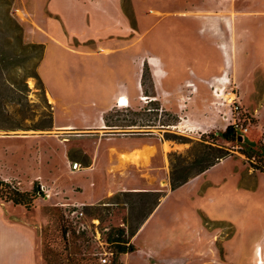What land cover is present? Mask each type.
<instances>
[{
	"label": "rangeland",
	"instance_id": "rangeland-1",
	"mask_svg": "<svg viewBox=\"0 0 264 264\" xmlns=\"http://www.w3.org/2000/svg\"><path fill=\"white\" fill-rule=\"evenodd\" d=\"M124 1L134 6V13L130 6L128 10L131 20L121 21L133 30L136 26L141 36L143 86L149 94L143 97L151 100L140 99L138 109L119 102L104 116L105 128L70 132L56 129L44 83L26 77L24 68L32 70L38 60L29 46L46 43L49 34L66 35L78 44L80 37L115 20L107 15L89 25L86 0H70L73 10L67 14L75 34L51 16L49 0H0V179L19 180V190L31 195L29 204H16L0 186V201L11 202L8 213L36 226L44 264H103L101 253L111 250L107 231L123 227L129 235L142 219L140 208L132 205L139 196L113 199L127 187L167 194L154 220L132 237L136 250L144 251L148 239L163 236L170 239L169 258L187 257L186 264L197 257L205 264H264L259 263L261 253L264 257V171L251 164L259 162L256 149L264 143V0L253 7L240 34L234 29L221 33L217 20L183 13L197 11L203 0ZM240 1L218 0L233 12L242 7ZM222 43L232 48V65L229 59L225 64ZM226 67H231L228 79L210 88L206 81L222 76ZM152 77L160 81L158 87L184 85L185 98L153 99ZM191 82L199 91L187 87ZM230 92L236 94L240 112L229 111L227 102L235 96ZM85 110L93 113L91 107ZM57 113L63 122L81 123L79 109ZM230 123L246 127L242 141L240 134L231 140L222 136ZM142 144L153 145L150 157L133 158L126 166L119 162L121 150ZM208 145L229 154L172 189L173 173L182 177L196 171L191 163ZM74 161L81 163L78 170L72 169ZM252 172L255 176H247ZM41 181L49 184L52 198L38 194ZM65 201L85 206V233H65L59 205Z\"/></svg>",
	"mask_w": 264,
	"mask_h": 264
},
{
	"label": "crops",
	"instance_id": "crops-1",
	"mask_svg": "<svg viewBox=\"0 0 264 264\" xmlns=\"http://www.w3.org/2000/svg\"><path fill=\"white\" fill-rule=\"evenodd\" d=\"M94 1L86 0L88 5L86 15L87 19H90L89 25L92 24V21L94 23L95 20L99 21L100 18L107 15L111 16L110 19L115 20L113 25L98 26L97 30H92L93 32L88 35L80 37L78 44H73L66 35L59 37L55 34H49L47 42L43 43L45 49L38 66V73L54 105L55 125L56 129L59 130H72L70 132H75L79 129L105 128L106 125L103 124L105 121L104 116L114 106H117L120 99L128 100L126 108L138 109L139 100L143 99L144 95H149L145 94L143 86L141 66L146 51L142 47L141 36L138 35L136 26L133 30L131 25L126 27V23L123 25L121 21L122 19H126L125 22L131 20L132 16L128 10L131 7L134 13L132 2L106 0L107 3L102 5ZM258 1L242 0L238 2L242 7L240 6L238 10L233 12L230 5L227 4L222 7L218 0H203L204 6L203 4L200 6V4L197 11H183V13H198L210 20H217L221 33H227L234 29L236 34H240L242 30H246L244 20L255 13L253 7ZM48 10L52 17L62 19L67 30H72L73 33L78 34L73 30L76 28L71 26L67 14L73 10L70 0H49ZM222 48L224 49L225 64L229 59L232 65V48L223 43ZM230 68L226 67L222 76L208 79L206 82L209 87L211 88L217 82L223 84L228 79L227 72ZM152 80L155 87L150 95L153 99L163 101L185 98L187 91H185L184 85L176 88H162L158 87L159 80H155L153 77ZM195 85L194 82H191L190 86L187 87H193V89L191 88L193 92H197L199 88ZM213 93L215 92L213 91ZM85 107L93 108V113L84 111ZM77 109L80 110L79 116L81 117L79 125L72 120L63 122L58 119L57 112L75 111ZM88 136L95 135L90 134ZM20 137L28 138L30 136ZM146 145L142 144L131 149H123L121 152H132ZM126 165L128 164L125 163L124 166ZM247 176H255V173H247ZM17 177L15 176V178ZM41 183L47 184L43 181ZM126 190L151 189H129L128 187L120 189V191ZM38 194L45 199L54 196L51 191L38 192ZM166 197L167 194L165 193L158 206L143 223L137 236L154 220ZM10 203L9 201H0V264H44L40 250V237L36 226L27 218L19 217L15 213H8L11 209ZM64 203L71 202H60L59 205ZM169 249L170 239L156 236L146 241L144 251L137 249L122 254L120 260L124 264H186L187 257L176 255L169 258L167 255ZM192 264H205V259L197 257ZM253 264H258V262Z\"/></svg>",
	"mask_w": 264,
	"mask_h": 264
},
{
	"label": "trees",
	"instance_id": "trees-1",
	"mask_svg": "<svg viewBox=\"0 0 264 264\" xmlns=\"http://www.w3.org/2000/svg\"><path fill=\"white\" fill-rule=\"evenodd\" d=\"M30 48L36 50L37 54V63H35L34 68L32 70H29L28 68H24L26 72V77H36L41 83L43 82L39 73H38V66L43 58L44 49L45 46L43 43L38 44H32L29 46ZM27 85V84H26ZM242 128H246L240 123H230L226 130L222 133V136L225 139L231 140L235 139L237 134H242ZM240 137V136H239ZM238 137V139H239ZM208 150H204L201 156L197 158L194 162L191 163V168L198 166L196 171H192L191 173H186L182 177H179V175H176V173H173V177L171 180V188L175 189L179 187L180 185L187 182L191 177L196 176L198 174L203 173L207 169H209L211 166L216 164L218 161H220L222 158L227 156L229 154L228 151H225L223 148L218 146H207ZM257 153L259 155V162L258 161H251V164L254 168L259 169L261 171H264V143H261L257 147ZM246 153V152H245ZM250 158V154H246ZM0 186L5 189V191L9 192V200L13 201L16 204H29V193L22 192L20 190H16L11 188V186L6 183L3 179H0ZM120 195H126V196H139V201H135L133 203V209L140 208L142 211V219L140 223L133 227L131 232L129 231V235L127 234V231L123 227H111L110 230L107 231L106 235V241L111 247V250H105L101 254L107 253L108 261L103 264H115L118 263L120 260V256L122 254L130 253L136 250V247L131 242L132 237L137 233V231L140 229L141 225L146 221V219L150 216V214L155 210V208L158 206L161 198L165 195V192L162 191H156V190H126V191H120L118 194L114 196L113 199H116ZM153 200H150V199ZM113 202V201H111ZM116 202V201H115ZM62 207V206H60ZM85 207V206H84ZM63 213L65 215V223H66V232H78V233H85V230H79L74 222L67 217L66 215V208L62 207ZM86 213V212H85ZM87 216V215H86ZM112 255V261L109 259V256Z\"/></svg>",
	"mask_w": 264,
	"mask_h": 264
},
{
	"label": "built area",
	"instance_id": "built-area-1",
	"mask_svg": "<svg viewBox=\"0 0 264 264\" xmlns=\"http://www.w3.org/2000/svg\"><path fill=\"white\" fill-rule=\"evenodd\" d=\"M217 90H218V88H215L214 89V92H215V94H217L219 96L220 93H217ZM231 93H233V92H230V94ZM234 95L235 96L232 99L230 98L229 101L227 102V105L229 107V111L230 112H240V110H241L242 107L237 102V99H236L237 96H236V94H234ZM143 99L144 100H147V99H150V98L148 96H145V97H143ZM228 119H229V117L226 118V120H228ZM245 129L246 128H242V131L245 130ZM72 166H73V169H79L81 167V163L75 161V162H73V165ZM3 180L6 183H8L11 186V188L16 189V190H19V188H20V186L22 184V182H20L19 180H16V179L10 178V177H6ZM48 191H50L48 189V186H46L43 183H40L39 193L48 192ZM60 206L66 208V215H67V217L70 218L74 222V224L76 225V227L79 230H84V229L87 228V223H86L87 216L85 214L84 206L83 205L71 204V203H64V204H61ZM106 255H107V253H104L102 255L103 257H102L101 261L103 263H106L108 261V257Z\"/></svg>",
	"mask_w": 264,
	"mask_h": 264
},
{
	"label": "bare ground",
	"instance_id": "bare-ground-1",
	"mask_svg": "<svg viewBox=\"0 0 264 264\" xmlns=\"http://www.w3.org/2000/svg\"><path fill=\"white\" fill-rule=\"evenodd\" d=\"M120 104L121 105H128V100L120 99ZM175 127V126H174ZM166 145V143H165ZM153 151V146H144L141 148H137L135 150H133L132 152H121L120 153V157H119V161L121 164H125L127 163L128 160H131L133 158L136 159H146L148 157H150L151 153ZM261 261L259 263H263L264 262V257H263V253H261Z\"/></svg>",
	"mask_w": 264,
	"mask_h": 264
},
{
	"label": "water",
	"instance_id": "water-1",
	"mask_svg": "<svg viewBox=\"0 0 264 264\" xmlns=\"http://www.w3.org/2000/svg\"><path fill=\"white\" fill-rule=\"evenodd\" d=\"M239 140H240V141H242V140H243V136H242V135H240V137H239Z\"/></svg>",
	"mask_w": 264,
	"mask_h": 264
}]
</instances>
